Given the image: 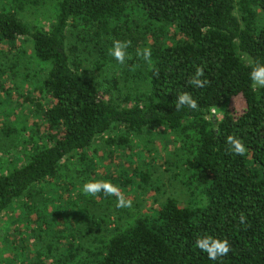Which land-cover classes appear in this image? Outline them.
<instances>
[{
  "label": "trees",
  "instance_id": "16d2710c",
  "mask_svg": "<svg viewBox=\"0 0 264 264\" xmlns=\"http://www.w3.org/2000/svg\"><path fill=\"white\" fill-rule=\"evenodd\" d=\"M48 1L0 0V220L32 213V264H264V84L251 75L264 66V0H53L48 26L32 24L27 16ZM71 36L106 50L128 42L145 71L141 89L119 95ZM145 49L148 60L137 54ZM33 60L41 70L31 76ZM184 93L196 109L177 107ZM161 130L177 140L176 178L189 198L143 212L125 192L150 184L165 147L149 144ZM14 139L24 152H11ZM90 151L109 161L105 175ZM72 158L83 167H68ZM119 170L129 207L80 185L114 183ZM208 235L228 241L227 255L210 260L196 246Z\"/></svg>",
  "mask_w": 264,
  "mask_h": 264
},
{
  "label": "rangeland",
  "instance_id": "374dc122",
  "mask_svg": "<svg viewBox=\"0 0 264 264\" xmlns=\"http://www.w3.org/2000/svg\"><path fill=\"white\" fill-rule=\"evenodd\" d=\"M55 16L56 3L53 0H49L44 7H42L36 12L30 13L27 18L32 24L48 26L49 20ZM70 41L71 43H77V46L79 48V55L82 59L85 60L86 66H90V64L92 65V63L96 60L102 61V77L105 81L116 85V90L119 95L126 94L129 91L141 89V85L143 83L144 78L143 74L145 71H140L138 67L132 63L134 59L128 53H126L125 62L123 64H120L118 61L115 60L113 56L109 54L111 48L109 50H106L100 49V47L94 45L79 44L77 42L76 36H71ZM39 66H41V64L37 60H33L32 63L27 64V71L32 76L37 70H41ZM257 84L262 85L258 81ZM161 131L162 132L157 131L158 137H156V140L158 139L160 141H155L149 144V147L159 148L160 150L165 147L160 151L162 153L161 155H158L157 161L153 160V173L150 179V184L146 188V190L149 191L146 192L145 190L142 195L139 192L135 193L132 190L125 192L126 198H129L132 201L134 198H136L135 201L142 206L143 212H148L150 210L155 209L158 204L163 202L167 197H175L181 202L188 200L189 198L188 189L184 187L176 178L175 172L178 171V169L176 168L174 162H178V158L176 159L175 155H172V152L176 148L175 145H177V140L174 138V136L171 135V132H165L163 130ZM15 143L16 139H14L13 142H10V144H12L11 152H24L22 146L17 144L18 146L15 147L13 145ZM167 143H169L168 146ZM96 152L98 154V151ZM128 152L129 151H127V153ZM167 152L169 154H167ZM90 153L92 155H89L88 158H93L95 160V167L97 166V163L100 162V166H97L98 169L96 168V170H98V173L100 175H105L106 166L108 165L109 161H103L102 163L96 153L94 154L93 151H90ZM99 155H102L101 150H99ZM147 155H150L151 159V154L148 153ZM113 159L116 160L115 164L123 163L129 168H134V166L136 165L135 163L130 164L125 159L122 160L118 157ZM64 164H66V161L64 162ZM67 164L68 167H83L82 164L81 167L80 165L76 164L75 158L69 159ZM63 168L65 170L64 166ZM76 171L77 170H75L73 173H75ZM118 172L122 174V176H119V180H117V177L115 176L116 181L111 184L116 186L119 190H126L124 187H120V184H118L119 181H123L124 173L120 170ZM85 183H88L87 178H84V182L80 183L82 189ZM104 208L107 209L106 203L104 204ZM50 209H52V207H50ZM12 212V214L15 215H11L10 212L7 213L8 215L5 214V217H1L0 220V264H32L37 261V258L29 256V254L32 253L33 249L26 243V239L28 237V230H26L28 224L27 217L29 215H31L32 217V213H29L22 208L13 209ZM33 214L36 213L34 212ZM18 216H20L19 220H17L19 218ZM8 217L10 218V221H8ZM13 220L15 221V224L13 226L16 229L15 234L13 233L14 228L12 227ZM23 243H25V245L28 247L22 248ZM11 248H17L18 250L11 251ZM10 252L15 253L16 258L14 257L13 259H11L10 257L9 259H7L6 257L9 255ZM47 263L50 264L49 261Z\"/></svg>",
  "mask_w": 264,
  "mask_h": 264
},
{
  "label": "clouds",
  "instance_id": "9594fccd",
  "mask_svg": "<svg viewBox=\"0 0 264 264\" xmlns=\"http://www.w3.org/2000/svg\"><path fill=\"white\" fill-rule=\"evenodd\" d=\"M128 47V42H122V41H113L112 47L109 51V54L115 58L116 61H118L120 64H123L126 59V49ZM138 55H142L145 60H148L150 58V50L145 49L142 53L138 52ZM203 75V70L198 69L196 72V76L199 77ZM252 79L254 81H258L261 84H264V66H259L255 68L252 72ZM196 86H203V83L199 79H194L191 81ZM187 104L188 107L192 109L197 108L196 101L188 94L184 93L179 96V104L180 105ZM228 143L232 146L233 151L236 154L243 155L245 151V147L243 143L234 137H228ZM103 190L104 192L112 195L117 196V207H129L131 206V201L126 200L123 194L119 192V189L108 182H88L85 183L83 186V191L86 193L95 194ZM196 246L200 248L202 251L206 252L208 254V258L210 260H216L218 256H224L227 255L229 252V243L227 240H220L217 239L211 235L204 236L202 238H198L196 240Z\"/></svg>",
  "mask_w": 264,
  "mask_h": 264
}]
</instances>
